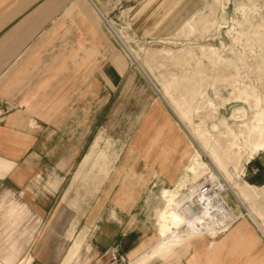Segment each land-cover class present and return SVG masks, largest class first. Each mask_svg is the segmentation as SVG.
<instances>
[{"label":"rangeland","instance_id":"374dc122","mask_svg":"<svg viewBox=\"0 0 264 264\" xmlns=\"http://www.w3.org/2000/svg\"><path fill=\"white\" fill-rule=\"evenodd\" d=\"M101 2H106L102 10L121 39L104 20L110 32L105 51L90 54L88 49L86 55L88 65L102 68L105 83L100 92L95 87L96 70L88 71L87 127L92 131L45 214L22 193L0 188V264H25L31 256L32 263L59 264L76 233L90 218H99L100 210L124 222L126 216L117 205L121 200L112 198L121 196L114 192L124 186L119 181L124 182V162L135 159L142 163L141 177H136L140 184L125 212L133 211L134 224L141 221L156 229V240L161 228L168 229L165 246L179 241L178 247H186L201 234L215 237L196 227L205 223L189 205L195 199L186 205L207 175H216L209 182H221L224 189L221 196L227 206H217L218 215L236 217L223 224L206 213L211 228L225 231L247 218L264 234V187L244 180L247 163L256 155L264 158V0H199L198 6H168L172 0ZM106 95L108 100L101 105ZM153 110L164 122L152 118ZM152 125L151 147L160 149L152 155L157 154L161 165L181 167L179 180L185 174L175 188L163 183L157 170L145 168L134 150L141 142L139 132ZM98 134L104 154L114 162L101 184L95 177L97 167L77 175ZM166 148L170 150L164 152ZM49 170L39 176L41 190L56 169ZM15 200L23 206L11 212ZM181 224L182 232L175 234ZM112 261L110 254L100 264Z\"/></svg>","mask_w":264,"mask_h":264},{"label":"crops","instance_id":"0c3cea01","mask_svg":"<svg viewBox=\"0 0 264 264\" xmlns=\"http://www.w3.org/2000/svg\"><path fill=\"white\" fill-rule=\"evenodd\" d=\"M180 1L172 0L168 6L199 5V0ZM104 3L101 0H0V188L22 193L42 208L43 214L53 207L68 170L92 131V126L87 127V84L88 71L96 69L93 64L88 65L86 55L88 49L90 54H101L108 44L110 32L102 22L110 20L102 10ZM94 75L95 87L101 92L102 68ZM107 100L108 95L101 105ZM153 115L156 118L158 112L153 110L152 118ZM157 120L164 122L162 117ZM153 127H144L139 132L141 142L135 144L134 150L145 162V168H154L163 183L175 184V188L185 174L179 180L181 167L161 165L157 154L152 155L154 151L160 153L157 146L151 147L155 137ZM101 143L102 136L98 134L77 172L79 175L89 166L97 167L98 184L108 178L114 164L104 154ZM140 162L136 159L124 162V182L119 178L124 186L114 192L121 196L112 198L121 200L117 205L122 209L121 215L126 216L124 222L98 211L99 218H90L76 233L59 264L83 260L100 264L110 254L124 255L133 264H264V234L247 218H240L215 237L196 235L186 247H178L179 241L165 246L166 228L160 229L161 237L157 236L156 240V229L153 231L141 221L134 224L133 211L125 212V208L135 199L133 189L140 184L137 179L141 177ZM49 168L56 170L41 190L39 176L50 171ZM254 168L259 171L254 173ZM244 180L264 187L261 155L247 163ZM21 206L15 200L10 210L13 212ZM181 228L182 224L176 226L175 234L182 232ZM29 258L25 264L34 260L33 256Z\"/></svg>","mask_w":264,"mask_h":264},{"label":"bare ground","instance_id":"6f19581e","mask_svg":"<svg viewBox=\"0 0 264 264\" xmlns=\"http://www.w3.org/2000/svg\"><path fill=\"white\" fill-rule=\"evenodd\" d=\"M108 26L111 28V30L113 31L114 34H116L119 38V34L116 32V29L113 27L112 23L109 21H106ZM121 39V38H120ZM213 174V173H211ZM214 178H216V175H213ZM210 176H205L202 177L200 180V182L198 183V185L195 186V194L194 197L189 199L188 202L186 203L189 204V201L192 200L191 202H193V200L195 199V201L193 203H190L189 205L192 206V212L194 214H199L201 219L204 221L205 226H202L200 224H196L195 226L197 228H201L202 230H206V231H212V233L214 235H217V232H223L224 230L222 229H218V231L212 229L211 227V222H210V216L206 217V213H209V215H214L217 216L220 220H223V224L224 223H228V221L230 220H235V215L234 218L232 217H228L227 215H223V214H219L216 209L217 206L220 205H226L225 200L223 199V197L221 196V192L224 191L223 187H222V183H217V184H212L210 183V179H214ZM198 205H200L202 208L198 209L195 204L196 203ZM180 213L184 216L183 211L180 209ZM186 218V217H185ZM227 225V224H226ZM205 231V232H206ZM162 241V240H161ZM123 264H132L130 260H128V262L123 263Z\"/></svg>","mask_w":264,"mask_h":264},{"label":"built area","instance_id":"2783aa9c","mask_svg":"<svg viewBox=\"0 0 264 264\" xmlns=\"http://www.w3.org/2000/svg\"><path fill=\"white\" fill-rule=\"evenodd\" d=\"M253 171H254V173H257L259 171V169L258 168H254ZM116 247L117 246H115L114 249H116ZM118 261H121L122 264L128 262V260L126 259V257L124 255H119V256L113 255V261L112 262L115 264Z\"/></svg>","mask_w":264,"mask_h":264}]
</instances>
